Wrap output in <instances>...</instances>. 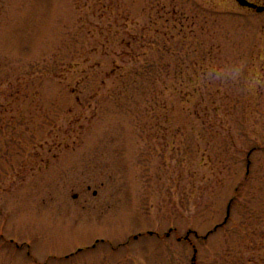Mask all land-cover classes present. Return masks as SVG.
<instances>
[{"label": "rangeland", "instance_id": "obj_1", "mask_svg": "<svg viewBox=\"0 0 264 264\" xmlns=\"http://www.w3.org/2000/svg\"><path fill=\"white\" fill-rule=\"evenodd\" d=\"M0 264H264V11L0 0Z\"/></svg>", "mask_w": 264, "mask_h": 264}, {"label": "water", "instance_id": "obj_2", "mask_svg": "<svg viewBox=\"0 0 264 264\" xmlns=\"http://www.w3.org/2000/svg\"><path fill=\"white\" fill-rule=\"evenodd\" d=\"M236 1H237V2L239 3V5H241L242 7H246V8L253 9V10H255L256 12H263V11H264V5H260V4H258V3L252 2V1H250V0H236ZM229 216H230V209H229V211H228V216H227V218H226L225 221L228 220ZM217 228H218V227H216V229H217ZM170 232H171V231H170ZM151 234H152V232H151ZM169 234H170V233H169ZM190 234H191V232L188 233V235L186 236V238H188ZM196 255H197V249H195V255H194V257H193V261L196 260V257H197Z\"/></svg>", "mask_w": 264, "mask_h": 264}]
</instances>
